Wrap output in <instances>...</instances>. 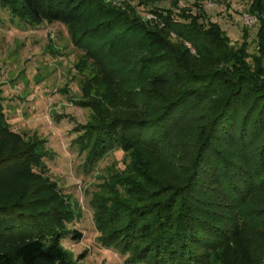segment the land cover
Listing matches in <instances>:
<instances>
[{
    "label": "trees",
    "instance_id": "1",
    "mask_svg": "<svg viewBox=\"0 0 264 264\" xmlns=\"http://www.w3.org/2000/svg\"><path fill=\"white\" fill-rule=\"evenodd\" d=\"M223 2H227L228 9L233 4H242L259 18L257 52L261 58L247 62L250 58L247 39L252 28H243L245 41L235 46L204 8L196 14L180 15V19L151 10L157 17L155 26L161 32L150 31L141 23L143 35L137 41L141 42L139 50L148 48L145 50L148 54L133 62L119 58L111 71L123 81L124 76H141L161 65L150 84L162 95L165 104L147 117L119 115L103 120L101 129L87 131L82 138L84 142L77 140L82 152L88 151L91 164L115 149L130 160L124 171L113 175L112 182L107 181L94 202L101 244L124 255L128 263L201 264L205 255L201 252L210 253L221 247V241L228 240L222 227L226 221L223 209L233 205L229 209L236 216L250 196L264 191V81L257 77L264 71V0H219ZM0 7L9 11L18 23L36 26L59 23L66 27L77 25L88 11L98 9L89 0H0ZM115 24L111 19L100 22L74 35L73 42L93 60L97 59L95 50H107L112 56L120 54L132 47L129 44L135 37L126 20L123 26L128 25L127 28L121 26L116 36L103 41L116 31ZM169 33L191 42L198 57L189 56L181 45L171 43ZM144 43L148 45L142 48ZM94 44L99 45L93 48ZM154 50L158 53L152 54ZM228 74L236 78H225ZM104 76L113 78L107 73ZM186 79H190L187 86H174ZM208 99H212L211 106L206 110L207 122L199 131L196 157L178 184L152 167L154 156L163 153L173 130L191 110ZM88 103L92 109L97 107L93 106L97 105L93 100ZM0 131V136H10L11 125L2 101ZM38 142L41 148L36 146L0 157L1 169L26 165L31 158L42 159L45 141ZM234 143L241 147H235ZM36 153L40 154L36 157ZM23 206L15 202L0 207L5 208L0 210V216L9 217L12 236L24 240L13 251L0 252V264H69L70 255L63 240L71 237L80 242L82 234L67 227L42 224L33 208L26 210ZM60 212L59 207L49 211ZM64 221L61 220L63 226ZM47 233H51L48 238Z\"/></svg>",
    "mask_w": 264,
    "mask_h": 264
},
{
    "label": "rangeland",
    "instance_id": "2",
    "mask_svg": "<svg viewBox=\"0 0 264 264\" xmlns=\"http://www.w3.org/2000/svg\"><path fill=\"white\" fill-rule=\"evenodd\" d=\"M89 2L99 10L88 11L72 27L59 23L40 26L18 23L13 21L9 11L0 7V101L11 125L10 136H0V157L32 150L36 146L41 148L39 140L45 141L46 152L42 151L44 157L40 160L24 159L26 165L18 164L9 169L0 167V207L22 203L26 210L34 209L32 212L37 213L42 224L78 230L83 236L80 242L68 237L62 243L70 255L69 264H132L126 262L124 255L101 244V234L94 219V202L98 195L108 180L112 182L113 175L128 167L130 160L121 150L115 149L91 164L88 151L82 152L83 147L77 140L84 142L82 138L87 131L101 129L103 120L119 115L147 117L165 104V99L150 84L152 75L162 68L161 65L141 76H124L123 81L111 71L119 58L133 62L148 54L145 51L148 48L139 50L141 42L137 41L143 35L141 23H145L150 31H160L155 26L157 17L151 10L180 19V15L196 14L204 8L211 20L220 24L230 43L239 46L245 41L242 14L246 7L233 4L228 9L227 2H223L210 8L208 0ZM108 19L116 23V31L103 41L108 42L116 36L121 26L127 28L128 25L123 26L127 20L135 37L129 45L134 48L113 56L106 53L107 50H95L97 59L93 60L75 46L73 37ZM167 38L171 43L181 45L189 56L198 57L191 42L174 33H169ZM247 42L250 55L247 62L252 63L253 59L261 58L257 52L259 37L256 28L249 30ZM146 44L142 48L147 47ZM98 45L94 44L93 48ZM157 53L152 51V54ZM106 73L113 78L109 80L104 76ZM261 74L257 77L264 81V71ZM230 75L225 78H236ZM186 81L190 79L174 86H187ZM90 100L97 103H93L97 107L90 108ZM211 100L194 107L173 130L162 148L163 153L154 156L152 167L178 184L188 174L190 162L196 157L199 131L207 122L206 110L211 106ZM249 102L252 104V100ZM93 125L98 126L92 129ZM235 144V147H241ZM26 203L30 205L26 206ZM54 207L60 208V214L49 213ZM231 207L233 205L222 211L226 218L222 227L228 233L227 242L221 241V247L210 253L201 252L205 254L201 264H264V191L250 196L236 216L232 215ZM62 219L65 220L64 226ZM8 220L9 217L0 216V252L13 251L24 243V240L12 236ZM45 236L48 238L51 233Z\"/></svg>",
    "mask_w": 264,
    "mask_h": 264
},
{
    "label": "built area",
    "instance_id": "3",
    "mask_svg": "<svg viewBox=\"0 0 264 264\" xmlns=\"http://www.w3.org/2000/svg\"><path fill=\"white\" fill-rule=\"evenodd\" d=\"M218 3H219V0H208V6L210 8L216 7ZM227 14H225V16ZM259 24H260V21L256 15L251 14L248 11H245L242 14V26H243V28H248V29L256 28L257 26H259Z\"/></svg>",
    "mask_w": 264,
    "mask_h": 264
}]
</instances>
